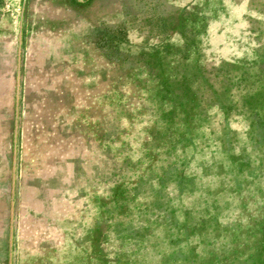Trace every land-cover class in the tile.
Returning <instances> with one entry per match:
<instances>
[{
  "label": "rangeland",
  "instance_id": "rangeland-1",
  "mask_svg": "<svg viewBox=\"0 0 264 264\" xmlns=\"http://www.w3.org/2000/svg\"><path fill=\"white\" fill-rule=\"evenodd\" d=\"M0 264H264V0H0Z\"/></svg>",
  "mask_w": 264,
  "mask_h": 264
}]
</instances>
